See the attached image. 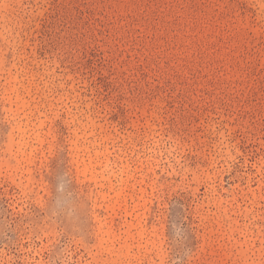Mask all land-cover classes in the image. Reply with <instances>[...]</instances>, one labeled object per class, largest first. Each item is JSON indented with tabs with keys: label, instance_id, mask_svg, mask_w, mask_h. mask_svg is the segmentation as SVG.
I'll use <instances>...</instances> for the list:
<instances>
[{
	"label": "rangeland",
	"instance_id": "rangeland-1",
	"mask_svg": "<svg viewBox=\"0 0 264 264\" xmlns=\"http://www.w3.org/2000/svg\"><path fill=\"white\" fill-rule=\"evenodd\" d=\"M0 264H264V0H0Z\"/></svg>",
	"mask_w": 264,
	"mask_h": 264
}]
</instances>
